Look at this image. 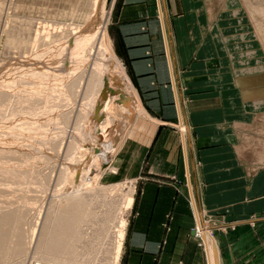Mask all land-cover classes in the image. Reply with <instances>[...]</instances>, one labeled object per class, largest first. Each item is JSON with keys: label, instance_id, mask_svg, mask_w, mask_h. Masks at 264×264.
Listing matches in <instances>:
<instances>
[{"label": "rangeland", "instance_id": "374dc122", "mask_svg": "<svg viewBox=\"0 0 264 264\" xmlns=\"http://www.w3.org/2000/svg\"><path fill=\"white\" fill-rule=\"evenodd\" d=\"M114 8L115 0L0 1V264L121 263L135 212L126 197L136 198L145 176L154 124L119 59L122 69L106 61L115 55ZM235 8L248 59L264 64V18L254 23L242 2ZM61 224L68 242L52 248L49 235Z\"/></svg>", "mask_w": 264, "mask_h": 264}, {"label": "crops", "instance_id": "0c3cea01", "mask_svg": "<svg viewBox=\"0 0 264 264\" xmlns=\"http://www.w3.org/2000/svg\"><path fill=\"white\" fill-rule=\"evenodd\" d=\"M235 7L115 0L112 51L154 124L120 264H210L195 207L214 219L218 264H264V154L247 144L260 136L264 64L248 59Z\"/></svg>", "mask_w": 264, "mask_h": 264}, {"label": "bare ground", "instance_id": "6f19581e", "mask_svg": "<svg viewBox=\"0 0 264 264\" xmlns=\"http://www.w3.org/2000/svg\"><path fill=\"white\" fill-rule=\"evenodd\" d=\"M1 1V0H0ZM235 2H237L238 4H239V2H242L243 3V5H244V7L248 10V12H249V17L252 19L251 21H253L254 23H256L255 21V19H256V16L255 15H260V16H262L263 18H264V0H234ZM210 5V4H209ZM242 7V6H241ZM3 8V7H2ZM211 10H212V7L210 8V12H211ZM25 19V18H24ZM27 20V19H26ZM47 20V19H46ZM72 20V19H71ZM20 22V21H19ZM31 22V21H30ZM58 22V21H57ZM37 23V22H36ZM257 23L260 25V31L258 32V34L261 32V33H263L264 34V25H261L260 24V22H258L257 21ZM28 25V24H27ZM49 25V24H48ZM61 25V24H60ZM68 25V24H67ZM67 25H66V27H67ZM34 26V25H33ZM46 26V25H45ZM65 26V25H64ZM255 27L257 28L258 26H256L255 25ZM41 29V28H40ZM63 29V28H62ZM256 31H257V29H256ZM51 32V31H50ZM31 33V32H30ZM50 35V34H49ZM59 37H61V36H59ZM19 38V37H18ZM51 38V37H50ZM12 39V38H11ZM47 39V38H46ZM22 40V39H21ZM55 40V39H54ZM10 42H12L11 40H10ZM17 43V42H16ZM66 43V42H65ZM70 44H71V42H69ZM9 44V43H8ZM63 44V43H62ZM66 45V44H65ZM67 46V45H66ZM39 47V46H38ZM41 47V46H40ZM52 47V46H51ZM54 47V46H53ZM33 48V47H32ZM46 48V47H45ZM59 48V47H58ZM60 49V48H59ZM66 49V48H65ZM51 50V49H50ZM58 50V49H57ZM43 51V50H42ZM60 52H62L61 50H59ZM57 53V52H56ZM67 53V52H66ZM44 54H46V53H44ZM51 54V53H50ZM50 54H49V56H50ZM57 54H59V53H57ZM70 54V53H69ZM104 55V54H103ZM76 56V55H75ZM110 56H111V59L113 60H109V58H110ZM57 57V56H56ZM50 58V57H49ZM51 58H52V56H51ZM69 58V57H68ZM71 58V57H70ZM75 58V57H74ZM80 59V58H79ZM89 59V58H88ZM94 59V58H93ZM106 59H107V57H106ZM105 59V60H106ZM43 60H45V59H43ZM48 60V59H47ZM52 60V59H51ZM50 60V61H51ZM54 60V59H53ZM57 60V59H56ZM84 60V59H83ZM34 61V60H33ZM55 61V60H54ZM71 61V60H70ZM69 61V62H70ZM108 63H110V62H112V64H113V62H114V64H116V65H113V66H117V68L119 67V68H121V66L119 65V61H118V58L116 57V55H113L112 53H111V55H109V57H108V60H106ZM28 62V61H27ZM31 62V61H30ZM79 62V61H78ZM99 62V61H98ZM61 63V62H60ZM77 63V62H76ZM80 63V62H79ZM78 63V64H79ZM72 64V63H71ZM74 64V63H73ZM86 64V63H85ZM96 64V63H95ZM37 65V64H36ZM59 65H61V64H59ZM64 65V64H63ZM81 65V64H80ZM107 65V64H106ZM31 66V65H30ZM42 66V65H41ZM73 66V65H72ZM97 66V65H96ZM24 67V66H23ZM66 67V66H65ZM63 68V67H62ZM72 69V68H71ZM95 69V68H94ZM116 69V68H115ZM122 69V68H121ZM24 70V69H23ZM26 70V69H25ZM39 70H41V69H39ZM43 70V69H42ZM45 70V69H44ZM56 70V69H55ZM68 70V69H67ZM105 71V70H104ZM30 72V71H29ZM51 72V71H50ZM124 72V71H123ZM120 73V75H124L123 77H126V79L128 80V81H130L129 80V78L127 77V75H126V73ZM99 74V73H98ZM38 75V74H37ZM52 76V75H51ZM57 76V75H56ZM62 76V75H61ZM70 76V75H69ZM104 76V75H103ZM30 77V76H29ZM32 77V76H31ZM39 77H40V75H39ZM44 77V76H43ZM22 78H23V76H22ZM26 78V77H25ZM45 78V77H44ZM54 78V77H53ZM57 78V77H56ZM60 78H62V77H60ZM12 79H14V77L12 78ZM30 79V78H29ZM39 78H38V76H37V80H38ZM41 79H43V78H40L39 80H41ZM55 79V78H54ZM59 79V78H58ZM58 79H56V80H58ZM6 80V79H5ZM10 80V79H9ZM28 80V79H27ZM34 81H35V79H34ZM42 81V80H41ZM92 81V80H91ZM19 82V81H18ZM22 82L24 83V82H27V81H23L22 80ZM33 82V81H32ZM40 82V81H39ZM44 82V81H43ZM2 83V82H1ZM35 83V82H34ZM40 84H42L41 82H40ZM39 84V85H40ZM47 84V83H46ZM90 84H92V83H90ZM13 85V84H12ZM14 86V85H13ZM41 86V85H40ZM88 86V85H87ZM5 87H6V85H5ZM15 87V86H14ZM23 87V86H22ZM42 88V87H41ZM66 88V87H65ZM6 89V88H5ZM20 90V89H19ZM34 91V90H33ZM38 94V93H37ZM41 94V93H40ZM51 94V93H50ZM53 95H55V94H53ZM108 98H110V97H108ZM115 100V99H114ZM110 102V101H109ZM89 105V104H88ZM96 107V106H95ZM93 108V107H92ZM52 109V108H51ZM115 109H117V107L115 108ZM3 110V109H2ZM2 110H0L1 112H2ZM104 110V109H103ZM93 111V110H92ZM94 112V111H93ZM114 113V112H113ZM27 115V114H26ZM38 115V114H37ZM117 116V115H116ZM35 117V116H34ZM126 117V116H125ZM18 118V117H17ZM258 118H260V119H257L258 121H257V123L254 125V126H252V128L254 129V128H256V130H258V133H260L259 135L260 136H258V135H247V144L250 146H247L246 147V149L249 147V148H254L255 150H256V148H258V150L260 149V153H262V154H264V114L262 115V116H260V117H258ZM51 120V119H50ZM25 121V120H24ZM52 122V121H51ZM20 123V122H19ZM47 123V122H46ZM18 124V123H17ZM25 124H27V123H25ZM32 124V123H31ZM43 124V123H42ZM99 124V123H98ZM54 125V124H53ZM250 125V124H249ZM16 126V125H15ZM28 126V125H27ZM44 126V125H43ZM251 126V125H250ZM29 127V126H28ZM32 127H33V125H32ZM48 127V126H47ZM24 128V127H23ZM52 128V127H51ZM33 129V128H32ZM43 129V128H42ZM45 129V128H44ZM39 130V129H38ZM180 130H181V132H183L184 134L186 133V131H187V128H186V125L184 124V123H181V126H180ZM31 131V130H30ZM28 132V131H27ZM33 132V131H32ZM46 132H47V130H46ZM6 133V132H5ZM13 133V132H12ZM16 133V132H15ZM31 133V132H30ZM34 133V132H33ZM43 133V132H42ZM256 133V132H255ZM4 134V133H3ZM9 134V133H8ZM7 134V135H8ZM14 134V133H13ZM17 134V133H16ZM23 134V133H22ZM35 134V133H34ZM124 134H125V131L123 132V134H122V138H123V136H124ZM6 135V134H5ZM15 135V134H14ZM16 136V135H15ZM14 136V137H15ZM34 136V135H33ZM9 137V136H8ZM18 137V136H17ZM30 137V136H29ZM41 137V136H40ZM184 137V141H186L185 140V136H183ZM11 138V137H10ZM25 138V137H24ZM6 139V138H5ZM27 139V138H26ZM31 139V138H30ZM45 139V138H44ZM43 139V140H44ZM14 140H15V138H14ZM35 140H36V137H35ZM22 141V140H21ZM6 142V141H5ZM18 142H20V141H18ZM120 142V141H119ZM36 143V142H35ZM11 144V143H10ZM13 144V143H12ZM16 144H18V143H16ZM23 144V143H22ZM15 145V144H14ZM39 145V144H38ZM242 145L244 146V144L242 143ZM9 148V147H8ZM1 149V148H0ZM7 149V148H6ZM15 149V148H14ZM240 150V149H239ZM250 151H252V150H250ZM9 152V151H8ZM258 151H256V153H257ZM15 153V152H14ZM251 154H252V152H251ZM243 155H245L246 156V154H243ZM257 155V154H256ZM258 159H260V157H258ZM263 158L261 157V160H262ZM264 160V159H263ZM1 168V167H0ZM132 184V183H131ZM134 186V185H133ZM135 187V186H134ZM132 190V189H131ZM133 192H134V190H133ZM133 203H134V197H133V194H131L130 193V195H128L127 197H126V204H127V206L128 207H132V205H133ZM80 207V206H79ZM70 208V207H69ZM72 208H73V206H72ZM69 211V210H68ZM195 212H196V231H197V237H199L202 241H203V247L205 248V246H204V244H206L207 246V250H208V253H209V257H210V264H214V259H215V256H214V253H213V250H212V247H211V244H210V235H209V233H208V230H207V223H205V221L203 220V216H200V209H197V207H195ZM77 215H79V214H76V216ZM77 218H78V216H77ZM66 219V218H65ZM197 222H198V226H197ZM65 223V222H64ZM121 223H122V228L120 229V232H119V234H120V237H121V240L118 242L119 243V245H118V247H117V258H118V256L120 255V252H121V248H122V240L125 238V234H126V227H127V220L126 219H122V221H121ZM60 225V224H59ZM62 225H65V224H61V229H62ZM66 225H69V224H66ZM71 225V224H70ZM59 227V226H58ZM65 227V226H64ZM63 227V229L62 230H60V229H57V230H60L59 232H56V233H54V234H50L49 235V243H50V246L53 248H56V247H65L66 246V244H67V239H69V237L67 236V234H63V230H65V228ZM70 227V226H69ZM198 227V228H197ZM71 228V227H70ZM65 231H68V229H66ZM55 232V231H54ZM67 233V232H66ZM63 239L65 240V241H67L65 244L63 243ZM205 242V243H204ZM117 243V244H118ZM205 249V250H206Z\"/></svg>", "mask_w": 264, "mask_h": 264}, {"label": "water", "instance_id": "95a60500", "mask_svg": "<svg viewBox=\"0 0 264 264\" xmlns=\"http://www.w3.org/2000/svg\"><path fill=\"white\" fill-rule=\"evenodd\" d=\"M217 249V248H216ZM215 249V251H216V254H215V257L217 258V250Z\"/></svg>", "mask_w": 264, "mask_h": 264}, {"label": "built area", "instance_id": "2783aa9c", "mask_svg": "<svg viewBox=\"0 0 264 264\" xmlns=\"http://www.w3.org/2000/svg\"><path fill=\"white\" fill-rule=\"evenodd\" d=\"M195 234L197 235V231H196V229H195Z\"/></svg>", "mask_w": 264, "mask_h": 264}]
</instances>
